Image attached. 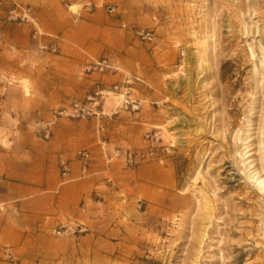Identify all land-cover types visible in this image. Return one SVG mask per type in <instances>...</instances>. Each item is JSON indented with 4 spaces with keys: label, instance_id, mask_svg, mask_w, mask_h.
Segmentation results:
<instances>
[{
    "label": "rangeland",
    "instance_id": "obj_1",
    "mask_svg": "<svg viewBox=\"0 0 264 264\" xmlns=\"http://www.w3.org/2000/svg\"><path fill=\"white\" fill-rule=\"evenodd\" d=\"M255 177L264 0H0V264H264Z\"/></svg>",
    "mask_w": 264,
    "mask_h": 264
},
{
    "label": "built area",
    "instance_id": "obj_2",
    "mask_svg": "<svg viewBox=\"0 0 264 264\" xmlns=\"http://www.w3.org/2000/svg\"><path fill=\"white\" fill-rule=\"evenodd\" d=\"M41 34V32L38 29H34L33 36L36 37L37 35ZM78 158L80 160V163L82 164V171H85L86 164L89 160V153L85 150L78 152Z\"/></svg>",
    "mask_w": 264,
    "mask_h": 264
},
{
    "label": "bare ground",
    "instance_id": "obj_3",
    "mask_svg": "<svg viewBox=\"0 0 264 264\" xmlns=\"http://www.w3.org/2000/svg\"><path fill=\"white\" fill-rule=\"evenodd\" d=\"M121 95L117 96V101L121 99ZM255 186L260 191V193L264 196V178L255 177L254 178Z\"/></svg>",
    "mask_w": 264,
    "mask_h": 264
}]
</instances>
